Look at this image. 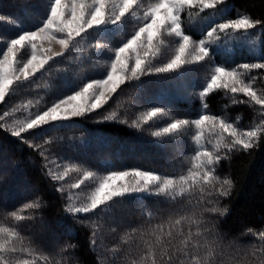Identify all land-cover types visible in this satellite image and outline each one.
Segmentation results:
<instances>
[{
	"label": "snow or ice",
	"instance_id": "snow-or-ice-1",
	"mask_svg": "<svg viewBox=\"0 0 264 264\" xmlns=\"http://www.w3.org/2000/svg\"><path fill=\"white\" fill-rule=\"evenodd\" d=\"M218 5H227V0H43V4H30L29 0H25L21 10L29 6L43 9L27 30L15 19L0 15V22L17 28L14 38L3 41L4 49H0V104L30 83L38 73L47 72L46 66L56 58L65 57L73 51L81 53L83 49L78 45L93 34L101 40L112 38L127 22L134 21L132 31L115 40L114 47L101 43L91 45L93 49L107 48L110 54L103 71L98 73L102 78L88 79L82 86L65 81L63 88L54 93L55 98L49 105H44L41 98L34 104L28 101L0 112V130L43 158L45 173L49 179L59 183L60 186L54 190L65 198L63 210L70 217L75 219L81 214L95 213L98 209L109 213L117 201L142 199L145 195L163 197L167 202L177 203L193 189L199 190L204 204L211 205L204 208L205 212L221 217L229 213L227 207L219 206V200L231 195L233 181L229 176L218 175L217 168L222 161L229 160L233 153L247 152L259 145L264 136V119L258 123L254 121L248 130H243L237 126L239 117L236 122H230L225 116L212 115L206 101L215 92L223 91L231 104L259 105L258 115L264 116V90L254 87L257 77L251 75L253 70H264V62L228 67L225 65L233 63L229 56L217 66L213 57L221 41L234 40L237 33L248 34L249 30L258 26L264 29V21L253 19L246 12H237L236 18H226L232 9L225 6L219 9L222 22H216L217 14L214 11L197 29L196 21L200 13L206 9L216 10ZM193 9L198 11L193 13ZM185 13L187 30L182 19ZM196 31L203 38L195 40L193 35L188 34H195ZM54 44L59 45V51L53 50ZM252 55H256L254 51ZM258 59L264 60V42L261 43ZM201 62H209L212 66L207 78L200 84V90L195 93L200 101L196 118H180L169 108L156 106L161 101L150 100L146 103L152 106L138 114L131 123L126 116L121 117L119 105L97 120V123H119L137 130L149 122H163L166 126L151 132L156 138H179L191 132L194 153L189 160L190 166L178 177L158 173L155 169L141 170L139 167L113 170L115 166L107 161L99 171H92L74 161L62 163L63 158L51 156L45 147L54 140L63 139H43L48 132L70 125L75 118L87 117L102 110L122 85L131 81L139 82L142 77L179 72L186 66L200 65ZM238 94L247 99H237ZM22 110L23 118L10 119ZM209 136H214V141ZM40 140L43 142H36ZM16 168L18 171L19 166ZM72 172L80 173V177L75 183L66 185L64 181ZM86 182V193L72 191L80 189ZM39 193L40 189H33V198L22 205V209L38 212L44 207ZM7 215L18 222L30 219L44 223L39 216H24L17 211ZM185 221L196 225L195 233L189 229L184 234L180 226ZM80 222L92 230L89 244L93 251H99L103 246L102 241L97 243L98 237L102 235V224L89 220ZM164 228L160 224L150 230L149 241H146L147 251L138 260H132L131 264H210L214 256H226L230 249L235 250L232 242L225 245L219 234L210 229L202 218L185 215L173 220L169 217L168 230ZM173 229L180 237L178 244L173 243ZM136 231L132 229L133 233ZM245 234L257 237L264 245V229L256 231L248 228ZM211 236L217 239L209 240ZM128 238L129 233H125L122 240L126 243ZM75 248L76 245L67 242L59 248L58 254H69L64 257L65 264H75L70 256ZM109 251L115 257L119 249L113 247ZM30 252L31 249L23 246V238L15 228L0 226V264H34L33 260L20 258L21 253ZM261 254H264V249ZM97 264H115V260L109 261L101 252L97 256Z\"/></svg>",
	"mask_w": 264,
	"mask_h": 264
},
{
	"label": "trees",
	"instance_id": "trees-1",
	"mask_svg": "<svg viewBox=\"0 0 264 264\" xmlns=\"http://www.w3.org/2000/svg\"><path fill=\"white\" fill-rule=\"evenodd\" d=\"M24 3L25 0H0V15L15 19L27 30L43 9L29 6L21 10ZM29 3L43 4V0H29ZM227 3L231 6L232 16L237 12H246L253 19L264 21V0H227ZM133 24L134 21L130 20L112 38L101 40L93 34L78 45L83 49L81 53L73 51L65 57L56 58L46 66L47 72L38 73L16 94L6 97L5 102L0 104V112L24 105L28 101L34 104L41 98L44 105H49L55 98L54 93L63 88L65 81L82 86L88 79L102 78L98 73L103 71L110 54L107 48L93 49L91 45L101 43L114 47V41L130 33ZM261 30L264 38V29ZM16 32V27L0 22V49H4L3 41L14 38ZM178 80L177 72H171L142 77L139 82L131 81L122 85L102 110L87 117L75 118L70 125L48 132L43 139H63L54 140L45 147L51 156L63 158L62 163L74 161L92 171H99L106 161L114 165V169L139 167L166 173L188 167L189 160L183 155L193 149L191 138L185 141L184 136L156 138L151 135L152 131L166 126L163 122H149L141 130L119 123H97L100 116L118 105L121 117L126 116L131 123L138 114L152 106L146 103L150 100L161 101L156 106L167 107L180 118H193L200 109V101L195 95L200 90V83L189 80L186 86L180 87ZM206 102L211 114L239 117L244 124L264 119V116L258 115L259 105L231 104L223 91L215 92ZM23 114L24 110L16 113L14 117L23 118ZM25 135L31 139V136ZM36 142L42 143L43 140ZM44 163L38 152L0 130V226L15 228L23 238V246L31 249L30 254L21 253V259L33 260L34 264H57L58 261L59 264H65L64 257L69 254L58 252L67 242L76 245L70 253L75 264H97V256L101 252L109 261L114 259L115 264H131L132 260H138L147 251L146 241H149L148 233L152 228L163 224L167 231L169 217L174 220L178 216L186 215L202 218L210 229L219 234L225 245L229 242L234 244L235 250L230 249L226 256H214L210 264L264 262V254H261L264 249L262 242L257 237L245 234L248 228L256 231L264 229V136L257 147L247 152H235L229 160L222 161L218 166L217 174L221 177L229 176L234 185L231 195L219 200L221 208L229 209V213L222 217L205 212L204 208L211 205L204 204L199 190L193 189L177 203L167 202L163 197L145 195L142 199L117 201L109 213L98 209L95 213L81 214L74 219L64 212L66 200L54 190L60 185L47 177ZM76 177H80V173L72 172L66 180ZM33 189H40L39 194L43 199L44 207L38 212L22 209V205L33 198ZM208 199L214 200L213 197ZM12 211L24 216H39L44 223L30 219L18 222L7 215ZM82 220L102 224V235L98 237L97 243L102 241L103 246L99 251L91 249L89 240L92 230L81 223ZM180 227L185 235L189 229L193 233L196 231V225L187 221ZM132 229L137 231L133 233ZM125 233H129L126 243L122 240ZM173 236V243L178 244L180 237L176 235V229H173ZM208 239L216 240L217 237L211 236ZM113 247L119 249L115 257L109 251ZM253 252L256 254L253 255Z\"/></svg>",
	"mask_w": 264,
	"mask_h": 264
},
{
	"label": "rangeland",
	"instance_id": "rangeland-1",
	"mask_svg": "<svg viewBox=\"0 0 264 264\" xmlns=\"http://www.w3.org/2000/svg\"><path fill=\"white\" fill-rule=\"evenodd\" d=\"M225 6L231 8V6L227 3V5H218L216 10L206 9L204 12L200 13V15L196 21L197 29L200 27V25L202 23L205 22V19L207 17H209L213 14L214 11L217 14L216 15V22L217 23L222 22V19L219 17V9H222ZM192 11H193V13H195L198 10L193 9ZM226 18H236V15L232 16L231 13H227ZM182 19L185 20L184 26L187 30L188 25H187V14L186 13L184 14V16H182ZM188 34L193 35V39H195V40L203 38L199 34L198 31H196L195 34H193V32H189ZM245 36H246V38H245ZM262 42H264V38L262 36V30L260 27H257L256 29L249 30L248 34L237 33L236 39L221 41V44H220L219 48L217 49V54H215L213 57V59L215 60V64L217 66L221 65L222 62L229 56L231 57L233 63L230 65H225L228 67H234L236 64H241V63L264 62V60L258 59V57L261 53V43ZM52 47H53L54 51L60 50L59 45L54 44ZM253 51L256 54L255 56L252 55ZM169 55H170V53H169ZM211 66L212 65L209 62H201L200 65L186 66L185 68H183L179 72H177V74L179 75V80L177 81V83L180 85V87L186 86V84L189 82V80H195L196 82H199L201 84L203 82V80L205 78H207L208 72H209V69L211 68ZM191 68H195L196 70L195 71H189L188 69H191ZM251 75L257 77V80L255 81V84H254V87L257 90H264V70H253ZM237 99L246 100L247 98L244 97L242 94H238ZM197 114L193 117V119L196 118ZM212 115H214V114H212ZM217 116H225V117H227V119L230 122H236V120H237V117H229L228 115H224V114L223 115H217ZM14 118H17V117H14ZM10 119H13V118H10ZM260 120L261 119H257L254 121L258 123ZM254 121L244 124V123H241V121L239 120L237 123V126L243 130H248ZM191 134L192 133L189 132V133L181 135L179 138H181V137L183 138V136H184V140L186 141L188 138H191ZM209 138L212 139L213 141L215 139L214 136H209ZM186 153L187 154L183 155V156H185L186 158H188V160H190L191 155L194 153V149H192L190 152H186ZM188 164H189V161H188ZM189 166L190 165H188V167ZM188 167L183 168V169H177L174 173H166V172H162L160 170H156V171L158 173H161V174H167L170 176H177L178 177L179 175L185 173ZM127 169H131V168H120V169H113V170H127ZM151 169L152 168H141V170H151ZM106 174L107 173L105 172L104 175H106ZM78 178L79 177H76L75 179L73 178V180H65L64 183L66 185H70L72 183H75ZM72 191L77 192V193H86L88 191L87 182L85 185H82L80 189H75ZM77 203H79V201Z\"/></svg>",
	"mask_w": 264,
	"mask_h": 264
}]
</instances>
